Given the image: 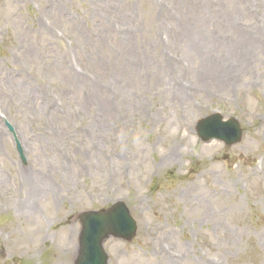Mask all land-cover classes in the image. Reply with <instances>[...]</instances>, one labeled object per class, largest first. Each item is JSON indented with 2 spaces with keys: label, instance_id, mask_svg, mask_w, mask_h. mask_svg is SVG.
Returning a JSON list of instances; mask_svg holds the SVG:
<instances>
[{
  "label": "rangeland",
  "instance_id": "obj_1",
  "mask_svg": "<svg viewBox=\"0 0 264 264\" xmlns=\"http://www.w3.org/2000/svg\"><path fill=\"white\" fill-rule=\"evenodd\" d=\"M216 110L240 142L198 137ZM29 178L58 193L24 213ZM117 201L109 264H264V0L0 1V264H76Z\"/></svg>",
  "mask_w": 264,
  "mask_h": 264
},
{
  "label": "water",
  "instance_id": "obj_2",
  "mask_svg": "<svg viewBox=\"0 0 264 264\" xmlns=\"http://www.w3.org/2000/svg\"><path fill=\"white\" fill-rule=\"evenodd\" d=\"M219 121L217 118H208L205 123ZM228 125L234 128L235 134L232 138H226L229 143L238 139L240 129L233 120ZM204 136L206 134L203 132ZM84 232L82 238V251L77 264H106V257L102 253L101 241L109 234H124L132 236L134 227L128 219L126 208L119 204L113 206L108 213L92 212L83 217ZM126 232L131 233L127 235Z\"/></svg>",
  "mask_w": 264,
  "mask_h": 264
},
{
  "label": "bare ground",
  "instance_id": "obj_3",
  "mask_svg": "<svg viewBox=\"0 0 264 264\" xmlns=\"http://www.w3.org/2000/svg\"><path fill=\"white\" fill-rule=\"evenodd\" d=\"M242 39H245V41L242 40V44H243L244 42H246V38L242 35ZM197 51H199V49H197ZM123 65H125V64H123ZM126 68H127V66H126ZM118 71L121 74L122 67H120ZM219 71L220 70L217 67V68H215V70L212 69L211 73H209V74H211L212 77L214 76V77H216V79L220 80L223 76L221 75V72H219ZM180 96H181V94H180ZM44 179H46V180H44ZM30 182H33L34 184H33V186H28V193H27L28 195L26 196V199H24L21 203L22 209H23L22 211L24 213L25 212H31L30 211L31 210V204H32L31 201H32V199H34L36 197L35 195H40L44 192H47L49 194V193L57 191V193H58V189L54 188L55 186H51V184L47 178H43V179L35 178L34 180H33V178H31V180H30V178H29L28 183H30ZM36 199H37V197H36Z\"/></svg>",
  "mask_w": 264,
  "mask_h": 264
}]
</instances>
